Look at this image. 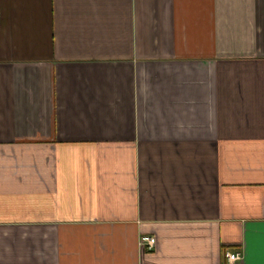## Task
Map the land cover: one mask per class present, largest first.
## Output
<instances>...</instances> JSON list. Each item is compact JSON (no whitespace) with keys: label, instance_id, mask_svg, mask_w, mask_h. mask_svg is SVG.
Masks as SVG:
<instances>
[{"label":"crops","instance_id":"crops-1","mask_svg":"<svg viewBox=\"0 0 264 264\" xmlns=\"http://www.w3.org/2000/svg\"><path fill=\"white\" fill-rule=\"evenodd\" d=\"M226 252L264 264V0H0V264Z\"/></svg>","mask_w":264,"mask_h":264},{"label":"built area","instance_id":"built-area-1","mask_svg":"<svg viewBox=\"0 0 264 264\" xmlns=\"http://www.w3.org/2000/svg\"><path fill=\"white\" fill-rule=\"evenodd\" d=\"M155 244L156 240L154 237H141L139 239V247L143 250L151 251L155 247ZM224 257L226 259V264H241L242 262V255L239 252H226Z\"/></svg>","mask_w":264,"mask_h":264}]
</instances>
